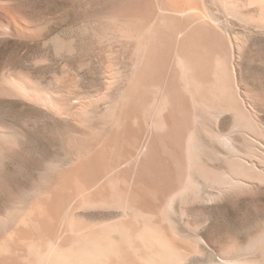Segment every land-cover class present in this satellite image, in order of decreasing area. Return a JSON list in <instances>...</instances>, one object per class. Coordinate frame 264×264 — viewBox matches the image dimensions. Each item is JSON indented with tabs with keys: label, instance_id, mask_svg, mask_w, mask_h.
<instances>
[{
	"label": "bare ground",
	"instance_id": "6f19581e",
	"mask_svg": "<svg viewBox=\"0 0 264 264\" xmlns=\"http://www.w3.org/2000/svg\"><path fill=\"white\" fill-rule=\"evenodd\" d=\"M153 5L147 23L120 27L148 42L113 107L95 125L88 119L92 101L71 103L23 73L0 72V101L43 106L64 122L55 128L50 156L13 188L7 167L26 134L0 114V264H187L200 241L185 242L176 216L185 219L214 198L208 187L226 182L224 164L240 188L264 174V118L259 105L242 107L234 50L229 59L198 0ZM25 30L0 7V35L23 36ZM225 110L242 127L245 144L228 159L211 135L220 143L229 136L219 124L215 132L208 125L211 111ZM262 245L264 232L247 250ZM229 254L211 264H255Z\"/></svg>",
	"mask_w": 264,
	"mask_h": 264
},
{
	"label": "rangeland",
	"instance_id": "374dc122",
	"mask_svg": "<svg viewBox=\"0 0 264 264\" xmlns=\"http://www.w3.org/2000/svg\"><path fill=\"white\" fill-rule=\"evenodd\" d=\"M153 6V0H0L1 10L6 9L26 28L23 36L0 35V72L23 73L71 103L86 100L90 105L92 101L88 119L95 125L107 107H113L148 42L121 33L120 27L147 23L156 13ZM198 6L222 35L228 58L230 51L237 55L243 109L250 111L257 104L264 118V0H198ZM21 104L0 101V114L26 134L17 157L7 167L13 188L34 176L56 144L55 128L64 125L43 106ZM210 115L209 128L215 132L219 124V130L229 136L220 143L212 134L211 143L227 159L235 150L242 151V127L235 116L228 110ZM209 156H216L213 148ZM222 168L224 185L212 181L208 187L214 198L199 203L185 219L176 216L185 242L200 241L199 251L188 255L186 262L211 264L230 253L232 259L264 264V245L247 250L250 240L264 232V174L240 188L230 182L229 165ZM4 203L0 193V209ZM232 246L241 251H231Z\"/></svg>",
	"mask_w": 264,
	"mask_h": 264
}]
</instances>
